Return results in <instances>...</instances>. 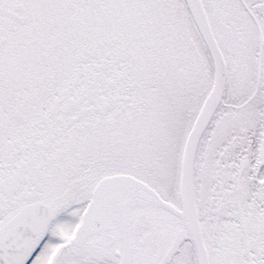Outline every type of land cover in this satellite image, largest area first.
<instances>
[{
    "label": "snow or ice",
    "instance_id": "snow-or-ice-1",
    "mask_svg": "<svg viewBox=\"0 0 264 264\" xmlns=\"http://www.w3.org/2000/svg\"><path fill=\"white\" fill-rule=\"evenodd\" d=\"M0 264H264V0H0Z\"/></svg>",
    "mask_w": 264,
    "mask_h": 264
}]
</instances>
